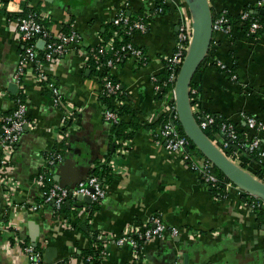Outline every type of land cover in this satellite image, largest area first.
Wrapping results in <instances>:
<instances>
[{"label":"crops","instance_id":"obj_1","mask_svg":"<svg viewBox=\"0 0 264 264\" xmlns=\"http://www.w3.org/2000/svg\"><path fill=\"white\" fill-rule=\"evenodd\" d=\"M9 1L0 0V134L2 117L14 105L8 87L25 47L14 14L4 10ZM209 1L217 16L223 10L239 16L247 6L257 7L264 15L259 0ZM21 4L24 14L30 8L38 10L52 37L75 31L79 41L61 57L44 63L65 107L54 105L49 88L36 79L34 65L26 66L24 84L32 126L12 150L0 149V177L8 182L6 187L0 181V264H29L16 238L40 247L50 264H133L131 245L118 244L115 238L133 223L148 224L156 215L182 233L143 242L139 250L143 264H264L260 210L252 211L235 191L216 194L178 154L153 137L163 125L157 122L166 116L167 103L172 102L173 86L164 98L156 89L166 70L165 58L176 51L183 19L193 20L185 0H23ZM157 6L164 11L151 18L146 32L131 38L146 53L147 61L126 60L111 71L123 90L124 104L142 124L120 155L113 124L104 116L100 81L86 64V51L104 41L103 33L120 8L138 17ZM261 22L255 38L237 28L231 34L214 32L210 60L194 77L198 84L194 103L233 122L248 137L254 132L242 114L264 121V18ZM217 60L234 67L237 78L221 69ZM68 111L72 119L59 141ZM130 115L123 118L130 121ZM55 150L63 158L52 168L48 184H60L61 179L75 185L112 161L110 177L105 179L106 197L98 202L69 197L59 211L52 205L34 209L41 202L38 175L47 155ZM190 150L201 158L198 149ZM261 150L264 160V134ZM241 165L259 178L256 163Z\"/></svg>","mask_w":264,"mask_h":264},{"label":"built area","instance_id":"obj_2","mask_svg":"<svg viewBox=\"0 0 264 264\" xmlns=\"http://www.w3.org/2000/svg\"><path fill=\"white\" fill-rule=\"evenodd\" d=\"M22 1L23 0H10L5 4L4 10L13 13L17 22L18 30L20 32L21 41L25 44L24 52L20 54V60L14 73L13 82L17 84V91L14 94V105L11 112L2 117V133L0 134V149L12 150V148L19 141L22 133L32 126V121L28 114L27 104V92L24 84V76L26 73V66L28 64L34 65V75L36 79L44 84L52 94V100L54 105L65 107V100L56 83V81L49 77L45 71L44 63L61 57L68 52L70 45L79 41V36L75 31L62 34L58 38L52 37L48 27L44 24L42 16L35 8L28 9L27 13H22ZM264 0L258 1V6L262 7ZM29 6V5H28ZM161 6H157L152 12L146 11V15H142L139 18H131V15L127 13L125 8H120L116 11L112 17L113 24L121 28L128 37L127 42L116 45V39L120 42L123 41V36L115 32L114 36L108 39L106 42H102L97 46H91L86 51V64L88 67L95 71V75L101 84V94L104 95H116L122 93L120 83L115 82L112 79V70L118 67L126 60H136L145 63L147 61L146 53L143 49L137 47L131 40L132 36L137 32H146L150 24V20L153 16L161 14L163 12ZM228 11L223 10L214 19V32H223L231 34L235 29L230 24L228 18ZM243 18L249 16V13H242ZM184 18V17H183ZM261 23L257 20L252 22L250 32L246 33L248 37L255 38L252 34H255L260 29ZM192 21H185L179 25L177 33V48L173 55L165 58V69L168 72L167 81L173 86L172 89V101L167 103L166 116H168L167 122L160 126L153 134L154 139L158 144L163 145L166 149L178 154L183 163L193 171L197 172L202 180L209 184L211 187L224 186L225 196L235 191L238 195H241L244 200V204L248 206L252 211H259L260 208H264V200L256 195L247 193L240 187L236 186L230 180L225 181L220 178L214 171V164L201 154V158L196 157L192 153L188 146L190 139L186 134H183L180 130V123L178 114L176 112L175 104V83L180 70V67L184 61V58L189 50L190 42L192 40ZM44 42L43 46V58L38 56L40 50V44ZM217 65L223 69H229L232 77L237 78V75L230 70L223 62L217 60ZM161 85H156V89L160 90ZM196 93V89L191 91ZM113 109H105V119L112 123H120L122 116L118 113L120 105L124 104V99L114 100ZM193 112L199 122L202 129L206 130L214 126L217 119L221 115L214 114L203 110L198 104L193 103ZM243 119L246 122L247 127L254 132L252 137H248L239 132L237 126L228 120H224L220 125L219 131L216 133V138H211L217 146L228 155V150L231 144H234L236 148L230 151V159L242 166L244 162H253L258 166V170L261 172L260 180L264 182V160L262 145V134H264V121L251 115L242 114ZM72 119V111H68L66 114V124L61 131L58 138L59 141L63 139V135ZM129 139L117 140V153L125 154L129 148ZM255 153L258 160H251V155ZM63 158L59 151H52L47 155L43 170L38 175V184L42 186L41 190V202L34 206V209H38L43 205H52L55 210L59 211L66 203L69 197L88 196L92 202H98L104 199L107 195V185L103 174H94L88 177V179L81 181L74 188L64 187L57 182L48 184L51 179L52 168L54 165L61 161ZM5 162V160H3ZM108 166H113V162H108ZM243 167V166H242ZM244 168V167H243ZM245 169V168H244ZM247 170V169H245ZM249 171V170H247ZM253 175V172L249 171ZM1 178V177H0ZM3 185L7 187V181L3 178L0 179ZM11 191V189H10ZM182 233L178 226L169 225L162 221L160 216H153L148 224L133 223L123 235L115 238V242L124 245L129 244L134 250V263L143 264L140 257V248L143 242L151 240L152 238H163L167 234L172 236H179ZM16 243L21 246L22 251L27 256L29 264H50L44 258L43 250L33 244L25 243L22 239L16 238Z\"/></svg>","mask_w":264,"mask_h":264},{"label":"water","instance_id":"obj_3","mask_svg":"<svg viewBox=\"0 0 264 264\" xmlns=\"http://www.w3.org/2000/svg\"><path fill=\"white\" fill-rule=\"evenodd\" d=\"M185 2L192 12L193 33L189 50L176 79L174 92L179 123L190 139L188 149L196 147L219 170H221L232 183L247 193L256 195L264 200V182L230 159L206 134L205 130L201 128L193 112L191 83L211 48L214 37V15L209 0H185ZM42 44H44V42ZM8 89L11 93L15 94L17 91V84L14 82L11 83ZM77 155L81 157V152ZM80 159H83V157ZM85 162L86 159L84 158V163ZM84 179L86 180L88 178L86 177ZM84 179L80 178L75 185L70 182H62L61 179H58V181H60V185L64 187L74 188ZM78 198L90 201L88 196H79Z\"/></svg>","mask_w":264,"mask_h":264},{"label":"trees","instance_id":"obj_4","mask_svg":"<svg viewBox=\"0 0 264 264\" xmlns=\"http://www.w3.org/2000/svg\"><path fill=\"white\" fill-rule=\"evenodd\" d=\"M212 11H213V8H212ZM246 12L249 13V16L246 17V18L242 17L243 14H241L239 16H232V15L228 14L227 16H228V18L230 20V24L233 26L234 29L235 28L241 29L245 33H248V32H250V27L252 25V22L255 21V20L261 22L262 19L264 18V15L260 13V11H259V9H257V7L255 8L253 6L245 7L244 13H246ZM142 15L145 16L146 15V11H143L141 13V15L138 16V17L131 16V18L132 19L139 18ZM213 15H214V19H215L217 17V14L214 11H213ZM115 32H118L119 35L123 36V41H121V42L118 39H116V45L117 46H121V44L127 42V40H128L127 35L125 34V32L121 28L115 26L113 24V21L110 22V25L107 27L106 31L103 33L104 42H106L108 39H110L112 36H114ZM68 33H70V32H68ZM259 34H260V29H258V31L255 34H252V35L254 37H256ZM22 52H24V49L22 50ZM210 53H211V48L209 50L208 55L206 56V58L202 62L201 66L203 64H206L210 60ZM41 58H43V57L41 56ZM140 63H141V61H140ZM201 66L199 67V69L201 68ZM199 69H198V71H199ZM230 70H232V72H235L234 67L231 68ZM92 71H93V73H95V71L93 69H92ZM224 71H226L227 73L231 74L229 72V69L224 70ZM112 79L115 82H118L115 77H112ZM167 79H168V72L165 70L163 72L161 81L159 82V84L161 85V88L159 90V93H158L159 95L158 96L160 98H164V96L169 91H171L170 89L172 88V85L167 81ZM197 88H198V84L195 83L194 78H193V81L191 83V91H193V89H196V93L191 92V99H192L193 103H194V101L196 99V96H197V93H198ZM120 91H122V93H119V94H116V95H104V94H101L100 97H101V99H102V101H103V103H104V105H105V107L107 109H113L114 108V105H113L114 104V100H116V99L123 100L124 99L122 88H121ZM13 97H17V96L13 95ZM117 111L122 116V119H121L120 123L113 124L114 135H115L116 141L119 140V139H131L133 137V135H134L135 130L139 129L142 124H141V122L139 120H137L138 119L137 118V114L133 113V111L129 110V107H128L127 104L120 105ZM130 113H131L130 121L129 120L127 121L126 119L123 118L124 115H126V114L129 115ZM217 115H219V114H217ZM167 120H168V116H163V117L159 118V121L157 123L159 125L160 124L162 125L165 122H167ZM224 120H226V119L223 116H219L218 119H217L216 124L214 126H212L211 128H208V129L205 130L206 134L212 139L214 137H216V133L219 131L220 125L222 124V122H224ZM180 130H181V132L183 134H185V132H184L183 128L181 127V125H180ZM194 148L197 149L196 147H194ZM235 148H236V146L234 144H231L230 149L228 150V156H230V151L234 150ZM250 157H251V160H253V161H257L258 160L257 155L255 153H253ZM243 167H245V166H243ZM214 171L220 178L224 179L225 181H229V179L226 178L225 174L221 170H219L216 166H214ZM110 172H111V168L108 165H105V166H100L99 169L95 172V174H100L101 173V174H103L104 178L107 180L110 177ZM257 173H258L257 175H259V177H260L261 176L260 170H258ZM211 188L218 195H224L225 194L224 186H220L219 185L218 188H216V187H211ZM259 214L264 215V208H260ZM99 251H96L94 254L96 255L97 252H99Z\"/></svg>","mask_w":264,"mask_h":264}]
</instances>
